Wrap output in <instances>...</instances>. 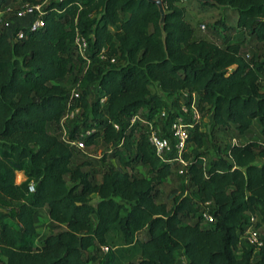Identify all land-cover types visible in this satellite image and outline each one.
<instances>
[{
    "label": "trees",
    "instance_id": "16d2710c",
    "mask_svg": "<svg viewBox=\"0 0 264 264\" xmlns=\"http://www.w3.org/2000/svg\"><path fill=\"white\" fill-rule=\"evenodd\" d=\"M161 1L164 13L156 0H48L42 27H24L17 40L0 31V264H89L87 250L101 247L99 264H264V239L236 254L250 215L264 223V143L230 144L208 158L199 123L210 115L218 129L264 135V59L247 53L264 41V0ZM9 2L0 0V11ZM194 4L206 14L223 6L232 22L217 20L196 36L187 12ZM77 36L87 41L84 56ZM64 77H75L78 97L70 99ZM154 87L188 109L194 95L200 116L183 153L192 190L182 187L170 207L157 200L158 186L178 163L157 155L145 124L125 122L149 108L144 117L155 123L165 101ZM74 108L80 120L66 124V139L82 133L89 146L101 138L126 170L111 167L94 182L72 166L78 150L62 138L60 122ZM180 114L167 111V127ZM206 202L215 219L208 226ZM43 208L63 229L38 243L35 215Z\"/></svg>",
    "mask_w": 264,
    "mask_h": 264
},
{
    "label": "rangeland",
    "instance_id": "374dc122",
    "mask_svg": "<svg viewBox=\"0 0 264 264\" xmlns=\"http://www.w3.org/2000/svg\"><path fill=\"white\" fill-rule=\"evenodd\" d=\"M48 0H41V3L38 4L40 6V10L42 11L41 6L45 4ZM159 9L162 13H164V6L162 1L158 0ZM197 4L192 5L187 9L188 17L191 21V24L194 28V34L196 36L207 34L208 26L213 25L217 20H225L228 24L230 20L228 19V13L225 11L223 6H219L218 9L213 10L211 13H199L196 8ZM28 3H23L19 0H10L9 4L5 9L3 8L0 12V31H16L19 27H23L28 25L29 21L32 17H34L38 11L35 8H32ZM18 12H23L21 16H18ZM202 25L204 27H202ZM249 39V36L246 38ZM249 57L255 55L260 57V59H264V41L262 42H252L251 46L248 47ZM75 77L70 78H62L59 80L62 85L66 87L67 90H71L75 83ZM261 87L264 90V81L261 83ZM154 90H158L156 87ZM159 91V90H158ZM96 93V87L92 88L91 93L89 95L90 102L94 99ZM160 95L164 98L165 101V110L167 111H179L180 106L182 105V100L177 98H172L171 96L166 95L165 93L159 91ZM149 108H144L139 110V115L142 118L144 114L148 112ZM80 109L76 114L74 120L67 122V126L71 128L75 124H77L80 120ZM155 125L158 128L163 130L164 128H168L166 125V118L162 117L159 113L154 117ZM200 127L205 130L208 134V140L205 146L201 149L202 152L205 153L206 157H213L216 154H223L224 147L230 144L235 143H245L251 140H257L259 142L264 143V135H261L255 128L253 130H248L247 133L241 134L238 133L234 127L228 126L224 129H218L212 126L211 116L207 115L204 118H200ZM53 133H59V128L54 129L51 128ZM112 144H107L102 141L101 138L94 139V141L89 146H84L83 149H78L77 158L72 163V166L79 165L94 182H99L100 176L103 172L108 170L111 167L119 168L121 170H126L124 165L119 162L114 157L110 156ZM260 163V160H257ZM174 163V162H173ZM177 168L173 167L172 174L158 186V201L164 202L168 207L172 205L173 196L182 188L187 187L188 191L192 190V185L188 182V177L184 174H178ZM135 172L141 175H147L145 169L141 165H137L135 168ZM16 177V176H15ZM15 181L19 183L15 178ZM70 183V182H68ZM189 193V192H188ZM93 201H96L97 196L92 197ZM194 219L189 220V222H193ZM35 225L38 232L37 242L40 243L44 237L49 233H54L63 229V226L57 225L53 221L50 220L47 214V208L41 209L35 215ZM261 230L264 232V223H261ZM204 226H208L205 224ZM118 239L117 235H114V238L110 242V246L112 249L116 247L115 241ZM107 251H103L102 249L95 251L90 248L87 250V254L89 257H93L89 264H99L105 257ZM130 259V258H128ZM128 259L123 258L121 264H127Z\"/></svg>",
    "mask_w": 264,
    "mask_h": 264
},
{
    "label": "built area",
    "instance_id": "2783aa9c",
    "mask_svg": "<svg viewBox=\"0 0 264 264\" xmlns=\"http://www.w3.org/2000/svg\"><path fill=\"white\" fill-rule=\"evenodd\" d=\"M32 8L37 9L38 13L31 18L28 25L19 27L14 32L8 31L10 39L17 40L22 38L24 36V30H23L24 27L29 28L30 30H34L43 26V20H42L43 13L40 10V6L35 5L32 6ZM32 8H30L29 10H31ZM22 14L23 12L17 13L18 16H21ZM75 43L77 46V51L84 56L85 55L84 53L87 49V41L83 37L77 36ZM111 61H113V59ZM78 96L79 93L75 89H72L70 91L69 94L70 99L72 97H78ZM183 96L186 97L187 94L184 93ZM104 99L105 98H102L100 101L103 102ZM180 107L182 114L176 116L173 122H171V124L168 126L167 135H165V133H163V131L160 128H158L157 125H155V123L147 120L146 118H142L139 115V113L128 116L125 122L128 125H131L135 122H141L142 124H145L146 132L148 134V141L150 145L154 148L157 155H159L161 159L164 161L172 162V163L177 162L178 163L177 173L182 175L185 174L186 167L189 164V161L185 160L183 157L184 151L189 148L188 127H191L194 124V122L199 120L200 116L196 108V100L194 95L191 101L190 109H188L185 104H182ZM78 110L79 108H74L72 110H69L61 119L60 126H61L62 138L65 139L69 145H72L78 149H83L85 144L81 139V137L83 136L82 133L80 134L79 138L71 141H68L65 137L66 123L75 119ZM159 114L162 115V117H166L167 110L162 109L161 113ZM88 133H90V130L86 131V134ZM171 152H173L174 155L168 158L167 155ZM29 188L30 190H33L32 183L30 184ZM201 215L204 223H206L207 225L214 223L215 219L210 210V202H206L205 204H203ZM258 222H259L258 216L256 214H251L249 217L248 226L245 228V230L242 233L239 234V240L236 248L237 255L240 256L241 254L240 249L242 247V244L248 247H252L254 251L258 250V248L262 246L264 239V232L261 230L262 225L261 224L259 225ZM101 249L103 251H107V247H101ZM183 263L186 264L184 258H183Z\"/></svg>",
    "mask_w": 264,
    "mask_h": 264
},
{
    "label": "crops",
    "instance_id": "0c3cea01",
    "mask_svg": "<svg viewBox=\"0 0 264 264\" xmlns=\"http://www.w3.org/2000/svg\"><path fill=\"white\" fill-rule=\"evenodd\" d=\"M18 172H20V173L23 175V180H24V179H25V176H24L23 172H22V171H18ZM16 173H17V172H16ZM23 180H21V181H23ZM21 181H20V182H21ZM20 182H19V183H20Z\"/></svg>",
    "mask_w": 264,
    "mask_h": 264
},
{
    "label": "water",
    "instance_id": "95a60500",
    "mask_svg": "<svg viewBox=\"0 0 264 264\" xmlns=\"http://www.w3.org/2000/svg\"><path fill=\"white\" fill-rule=\"evenodd\" d=\"M161 1V0H160ZM200 1H208V0H200ZM156 3L158 4V6H159V2H158V0H156ZM160 10V9H159ZM162 13V12H161Z\"/></svg>",
    "mask_w": 264,
    "mask_h": 264
}]
</instances>
